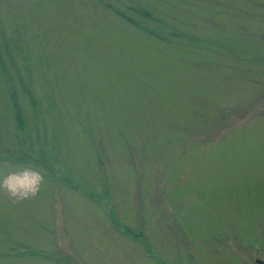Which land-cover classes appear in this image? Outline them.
<instances>
[{"label":"rangeland","instance_id":"374dc122","mask_svg":"<svg viewBox=\"0 0 264 264\" xmlns=\"http://www.w3.org/2000/svg\"><path fill=\"white\" fill-rule=\"evenodd\" d=\"M0 264H264V0H0Z\"/></svg>","mask_w":264,"mask_h":264},{"label":"bare ground","instance_id":"6f19581e","mask_svg":"<svg viewBox=\"0 0 264 264\" xmlns=\"http://www.w3.org/2000/svg\"><path fill=\"white\" fill-rule=\"evenodd\" d=\"M33 182L34 180H32L31 176L25 173L23 178H13L8 180V185L13 191H27L30 187L33 186Z\"/></svg>","mask_w":264,"mask_h":264},{"label":"water","instance_id":"95a60500","mask_svg":"<svg viewBox=\"0 0 264 264\" xmlns=\"http://www.w3.org/2000/svg\"><path fill=\"white\" fill-rule=\"evenodd\" d=\"M256 261H257L258 263H262V262H261L260 260H258V259H257Z\"/></svg>","mask_w":264,"mask_h":264}]
</instances>
